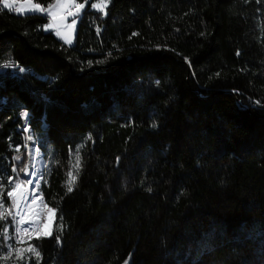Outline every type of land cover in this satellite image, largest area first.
<instances>
[{"label": "trees", "instance_id": "16d2710c", "mask_svg": "<svg viewBox=\"0 0 264 264\" xmlns=\"http://www.w3.org/2000/svg\"><path fill=\"white\" fill-rule=\"evenodd\" d=\"M75 2L70 46L0 8V264H264V0ZM26 128L55 213L28 260L2 234Z\"/></svg>", "mask_w": 264, "mask_h": 264}, {"label": "rangeland", "instance_id": "374dc122", "mask_svg": "<svg viewBox=\"0 0 264 264\" xmlns=\"http://www.w3.org/2000/svg\"><path fill=\"white\" fill-rule=\"evenodd\" d=\"M100 2H101V0H97V1H95L93 3H100ZM7 3L9 5H11L10 8H12L15 4L18 5V9H20V11H17V15H19V16L39 15L41 13L47 15V12H40V11L30 10L31 9V5H35V3H33L31 0H23V1L22 0H19V1L18 0H16V1L7 0ZM54 3H56V0H54L53 4ZM42 8H44V7H42ZM47 8H48V6L45 7L44 9H47ZM91 9L94 10V11H98V12H100L102 14H105V12H106V8L104 9V11H99V10L94 9L92 7H91ZM73 11H76V10L73 9ZM82 11H83V9L79 10V14L77 16H75V17L69 16L67 18V20L64 22V24H59V22H57L52 27L46 28L47 25L52 23V21L50 20V22H48L47 25L45 26V29L53 30L60 41H63L65 44L70 45L73 42L74 35H75V30H76V25H77L78 19H79L80 14H81ZM74 18L76 19V24L71 29L67 28L66 24L71 23L72 19H74ZM58 31L60 32V35H57ZM66 39L70 40L71 43H66L65 42ZM25 131L28 133L27 143L25 144V148H26L27 154H28V162H27V165L25 167V170H26L28 165H29V163H30V155H31L32 149L35 150L37 152V154H39L40 158H41V152L35 145L34 146L36 148H33V147L30 146V142H34V140H33V137L30 134L29 129L26 128ZM30 136L32 137L31 140L29 139ZM25 170L20 175L14 174L15 175V179L11 178L9 180V189H10V191H12V186H14L17 183H21L22 186L25 185V179H24V176H23ZM42 171L39 173L40 180H39V183H38V186H37L38 195H39V186H40V182H41V178H42ZM9 198L11 199L12 204H13L12 198L11 197H9ZM0 203L3 204L1 199H0ZM45 208L47 210H49L46 206H45ZM4 209H5V207L3 205V207H0V212H4ZM5 214H6V212H5ZM12 216L14 218H13V221H12L13 225H12L11 231H9L8 227H5L2 230V234L4 236V245H5V249H6V253H7L6 255H7V257H10V258H23L25 260H28L30 257L36 256V254L34 252L30 251V248H32V247L29 244V240L31 238L43 237V236L40 235V234L32 233V232H26V233L23 232L22 229L19 228V226L17 224V221H16V218L14 216V207H13ZM18 229H20L21 231H17Z\"/></svg>", "mask_w": 264, "mask_h": 264}, {"label": "snow or ice", "instance_id": "6c2138e0", "mask_svg": "<svg viewBox=\"0 0 264 264\" xmlns=\"http://www.w3.org/2000/svg\"><path fill=\"white\" fill-rule=\"evenodd\" d=\"M109 3V0H101L100 3H92L91 7L94 9H97L99 11H104V9L107 7V4ZM5 7H11V5H9L7 3V0H5ZM85 4L84 3H76L75 0H56V3L54 4H50L48 6L47 9L42 8L40 5L35 4V5H31V9L30 10H35V11H40V12H47V16L50 18V20L52 21V23H50L49 25L46 26V28L48 27H52L54 24H56L57 22H59V24H64V22L67 20V18L69 16L75 17L79 14V10L84 9ZM73 9H75L76 11H73ZM17 11H20V9H17ZM76 24V19H72L71 23L66 24V27L71 29L73 28V26ZM57 35H60V32H57ZM135 35V34H134ZM66 43H71L70 40H65ZM11 65L9 64H5L3 65L4 68L10 67ZM20 72L25 71V69L20 68L19 69ZM23 115L27 116V113H24ZM29 139L31 140L32 137L30 136ZM17 151H19V149H17ZM17 160L20 159V156L16 157ZM75 167L77 169V171L79 170L80 167V156H79V149H77V155H76V164ZM16 169L13 168V171H15ZM21 171H24L23 168L20 169ZM68 179L66 181V185H67V192H72L73 189V185L75 183V179L76 177L73 176L72 171H69L67 173ZM29 185L32 184V181H28L27 182ZM19 190V195H17V192ZM148 191H151V189L149 188ZM8 197H11L13 200V207H19L21 202L25 203V207H28V204L26 202V198H25V193L22 189V184L21 183H17L14 186H12V191H9L7 193ZM34 200V197H33ZM0 207H3V204L0 203ZM49 211H54L52 209H49ZM5 212H7L8 215H11V212L9 209L5 208L4 212H0V219H4L5 218ZM17 215H20V221L19 223L23 224L25 223L24 220V216L21 215L20 213H17ZM62 219V218H61ZM63 226L61 225V228ZM17 231H21L20 229H18ZM23 232H28L29 229H22ZM45 235H52L51 232H47L45 233ZM57 239V243H60V236L57 235L56 237ZM30 251L34 252L37 256H39V253L36 252L35 248H30ZM125 264H128V261H125Z\"/></svg>", "mask_w": 264, "mask_h": 264}, {"label": "bare ground", "instance_id": "6f19581e", "mask_svg": "<svg viewBox=\"0 0 264 264\" xmlns=\"http://www.w3.org/2000/svg\"><path fill=\"white\" fill-rule=\"evenodd\" d=\"M42 167V159L39 154L32 149L30 163L23 175L25 185L22 186L28 207L26 208L25 203L21 202L19 207H14V216L19 228H26L29 229L28 232L48 236L45 235V233L52 231L54 216L51 211L45 208L42 198L37 193V186L40 180L39 173L42 171ZM28 181H32V184L29 185L27 183ZM17 195H19V190ZM17 213L24 216L25 223H19L20 215H17Z\"/></svg>", "mask_w": 264, "mask_h": 264}, {"label": "built area", "instance_id": "2783aa9c", "mask_svg": "<svg viewBox=\"0 0 264 264\" xmlns=\"http://www.w3.org/2000/svg\"><path fill=\"white\" fill-rule=\"evenodd\" d=\"M14 1H16V0H14ZM18 1H19V0H18ZM4 2H5V0H0V8H1L2 10H5V11L11 13V14H15V15H17L18 5L15 4L12 8H8V7H5V6H4V5H5ZM42 16H44V15H42ZM47 20H48V22H50V19L47 18Z\"/></svg>", "mask_w": 264, "mask_h": 264}, {"label": "water", "instance_id": "95a60500", "mask_svg": "<svg viewBox=\"0 0 264 264\" xmlns=\"http://www.w3.org/2000/svg\"><path fill=\"white\" fill-rule=\"evenodd\" d=\"M85 2H86V4H89V5H91L92 3H93V0H85ZM30 146L31 147H34V148H36L35 146H34V142H30ZM41 159H42V162H43V167H42V170H43V168H44V160H43V154L41 153ZM41 197V196H40ZM42 198V197H41ZM43 200V199H42ZM52 213H53V216H55V213H54V211H51ZM54 221H55V217H54V219H53V225H54ZM53 228V227H52ZM50 235H48L47 237H49Z\"/></svg>", "mask_w": 264, "mask_h": 264}, {"label": "crops", "instance_id": "0c3cea01", "mask_svg": "<svg viewBox=\"0 0 264 264\" xmlns=\"http://www.w3.org/2000/svg\"><path fill=\"white\" fill-rule=\"evenodd\" d=\"M40 15H44V16H46V17L49 19V17H48L47 15L43 14V13H41ZM48 30H50V29H48ZM62 43L65 44L63 41H62ZM72 43H73V42H72ZM72 43H71V44H72ZM71 44H70V45H71ZM65 45L70 46V45H68V44H65Z\"/></svg>", "mask_w": 264, "mask_h": 264}]
</instances>
